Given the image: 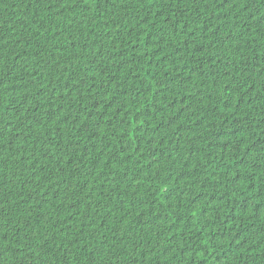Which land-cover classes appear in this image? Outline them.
Here are the masks:
<instances>
[{"label": "trees", "instance_id": "obj_1", "mask_svg": "<svg viewBox=\"0 0 264 264\" xmlns=\"http://www.w3.org/2000/svg\"><path fill=\"white\" fill-rule=\"evenodd\" d=\"M0 264H264V0H0Z\"/></svg>", "mask_w": 264, "mask_h": 264}]
</instances>
